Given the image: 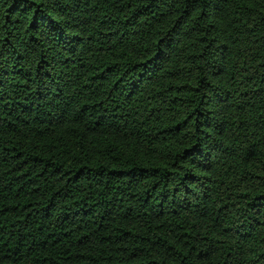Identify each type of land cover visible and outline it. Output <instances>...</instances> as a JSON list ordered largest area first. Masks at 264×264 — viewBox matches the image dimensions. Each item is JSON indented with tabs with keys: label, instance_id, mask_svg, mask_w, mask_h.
Returning <instances> with one entry per match:
<instances>
[{
	"label": "trees",
	"instance_id": "16d2710c",
	"mask_svg": "<svg viewBox=\"0 0 264 264\" xmlns=\"http://www.w3.org/2000/svg\"><path fill=\"white\" fill-rule=\"evenodd\" d=\"M0 264H264V0H0Z\"/></svg>",
	"mask_w": 264,
	"mask_h": 264
}]
</instances>
